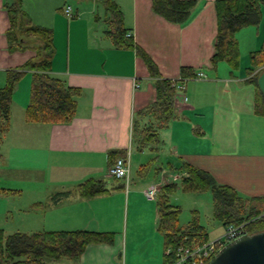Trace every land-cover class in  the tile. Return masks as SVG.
<instances>
[{
  "label": "crops",
  "instance_id": "obj_1",
  "mask_svg": "<svg viewBox=\"0 0 264 264\" xmlns=\"http://www.w3.org/2000/svg\"><path fill=\"white\" fill-rule=\"evenodd\" d=\"M11 1L0 0V87L6 70L33 57L32 47L39 44L33 39L25 50H8L6 5ZM68 1L22 0V6L34 24L53 31L51 70L67 85L80 88L75 114L66 124L27 121L32 72L26 71L14 88L9 126L0 138V186L32 191L26 208L27 202L14 203L19 217L16 225L28 232H114L112 243H88L78 258H69L73 264H164L157 202L145 214L146 247L153 241L156 244L153 258L148 250L141 257H133L128 247L134 242L127 244L116 229L96 226L107 220L113 198L128 204L131 195L137 193L130 189V174L128 182L108 175L112 152H124L130 168L133 120L137 111L156 99V77L149 73L137 48L150 56L162 77L181 78L182 67L189 68V75L180 81L182 90L175 88L177 115L161 129L158 151L138 150L134 144L135 150L142 154L149 149L158 154L164 149L175 164L188 162L245 197L264 196V114L255 111L257 89L248 80L258 68L252 72L248 67L246 74L242 70L243 57H250L264 43V0H259V22L235 33L238 65L220 60L215 67L209 59L217 34L218 0H195L183 22L170 21L155 12L153 0H113L122 12L123 27L132 43L128 47L116 46L108 33L104 0H75V10ZM65 7L71 8L70 15L64 12ZM222 64L228 66L229 74L219 75ZM237 69L238 74H234ZM199 72L204 77L197 76ZM157 162V167L164 165L159 154ZM103 174L113 181L101 178ZM87 179L103 180L109 191L82 197L77 186ZM150 184L142 179L141 190ZM127 222L128 210L125 232Z\"/></svg>",
  "mask_w": 264,
  "mask_h": 264
},
{
  "label": "trees",
  "instance_id": "obj_2",
  "mask_svg": "<svg viewBox=\"0 0 264 264\" xmlns=\"http://www.w3.org/2000/svg\"><path fill=\"white\" fill-rule=\"evenodd\" d=\"M105 11L109 18L108 33L118 47H128L132 43L126 36L123 27V15L113 0H104ZM195 0H153L155 12L166 19L183 22L187 19ZM9 27L6 30L7 47L10 52L28 48L30 40L39 44L32 47L35 55L16 68L5 72V80L0 87V138L8 129L12 94L21 76L28 70L32 72L29 102L25 108V119L29 122L51 124L69 123L76 111L77 97L80 88L69 86L51 70L52 57L55 52L53 31L49 27L34 24L22 6V0H12L6 5ZM217 34L214 52L210 64L215 67L218 61L228 60L232 66L238 65V47L235 39L237 30L244 26L256 25L261 18L259 0H218ZM137 53L143 58L151 76L156 77V99L137 111L132 124V140L138 150L149 148L158 151L161 143L160 131L166 128L170 120L177 114L175 109L174 82H180L189 75L187 67H182L181 78L162 77L150 56L142 49ZM251 71H258L249 77L256 89L255 111L264 114V94L259 90L257 79L264 70V43L250 54ZM192 74V73H190ZM124 152H112L111 164L115 159L125 158ZM156 164L151 158L140 166L144 173ZM165 167L186 175L180 176V184L184 191H211L213 215L224 226L229 223L245 224L247 233L264 230V196L245 197L230 185L219 183L215 178L200 168L182 161L174 164L165 163ZM160 167L155 165L156 176ZM177 187V182L160 188L156 194L158 208V229L164 237L163 257L167 264L174 256V250L180 243L190 240L203 242L208 239L204 225L195 218L186 224H180L178 215L180 208L169 200V194ZM103 180L87 179L78 184L77 192L82 197H92L108 192ZM114 232L93 229H43L35 231L6 232L0 227V264H49L48 259L61 257L78 258L90 242L112 243ZM170 247L171 251L165 253Z\"/></svg>",
  "mask_w": 264,
  "mask_h": 264
},
{
  "label": "rangeland",
  "instance_id": "obj_3",
  "mask_svg": "<svg viewBox=\"0 0 264 264\" xmlns=\"http://www.w3.org/2000/svg\"><path fill=\"white\" fill-rule=\"evenodd\" d=\"M74 1V2H73ZM69 5L73 10H75V0H69ZM73 13V11H72ZM67 20H71L72 18L68 17ZM76 18V17H75ZM223 66H220L222 68L219 69V75L229 74V70L227 69L228 66L226 64H222ZM240 65V62H239ZM252 64L250 62L249 55L243 57L242 61V70L243 74H246V69L248 67H251ZM226 67V68H225ZM234 74H238V69L233 72ZM132 152L134 154L133 161L130 163V176H131V190L136 191L137 193H133L130 197V202L127 204L126 202H120L121 200H116L117 198H113L114 202L112 203V208L109 210V214L107 215V220L103 221V224L96 225L98 227H105V229L113 230L116 229L121 232L122 238L126 237L127 244L129 242H134L130 247H128L129 250H131L130 254L133 255H141L145 254L148 250L150 253H153L155 246V241L151 242L150 245L146 244V236L148 234V228H147V211L151 208V205L156 206V195L153 199H148L145 195V190H141L142 187L140 186V183L142 182V179L149 180L150 185H155V182L158 191L160 188L166 184L177 182V187L169 194V200L173 204H177L180 208V212L178 215L179 223L180 224H186L189 220L195 218L197 221H199L200 224L204 225L207 233H208V239L212 240L217 238L219 235H221L224 232V225L217 220L213 215V202H212V195L211 191L209 189L200 191V192H193V191H184L180 184L181 177H177L180 173L177 171H172L169 168L165 167V163L168 161H171L175 164V161L170 160V156L167 155L168 152H165L164 149H161L159 154V159L162 162H164V165L162 164L160 166V171L158 175L156 176L155 173V165L156 167L160 165L159 162H157L153 167H150L147 169L144 173L137 172L140 164L146 163L148 160H150V157H157V153L150 152L149 149L144 150V153L137 152L135 150V145L133 144ZM137 162V164H136ZM142 162V163H141ZM164 171V172H163ZM104 173V172H102ZM109 175V174H108ZM110 176V175H109ZM182 176V175H181ZM144 177V178H143ZM101 178L111 179L113 181V178H109L106 176V174H103ZM2 180H5L3 178ZM124 181V180H123ZM149 185V186H150ZM143 191V194L141 192ZM32 191L28 190H17L14 187H1L0 186V227L3 228L6 232H12L15 230L20 231H26L24 230V226H17V222L19 220V217L17 216L18 211L16 209V205L14 203H25V208L30 204L28 202L29 195ZM139 192V193H138ZM244 196V195H243ZM145 199L152 200V202H146ZM128 210V225L125 232V217H126V211ZM106 216V215H103ZM146 217V218H145ZM145 219V220H144ZM145 224V225H144ZM136 235V237H135ZM195 241V240H192ZM139 245V246H138ZM122 246H124V243H122ZM138 246V247H135ZM123 252V247H122ZM155 256V253L151 254L150 257L153 258ZM134 257V256H133ZM141 257V256H140ZM139 257V258H140ZM47 262L49 264H73L69 258L67 257H61L59 259H48Z\"/></svg>",
  "mask_w": 264,
  "mask_h": 264
},
{
  "label": "built area",
  "instance_id": "obj_4",
  "mask_svg": "<svg viewBox=\"0 0 264 264\" xmlns=\"http://www.w3.org/2000/svg\"><path fill=\"white\" fill-rule=\"evenodd\" d=\"M70 7H65L64 12L70 15ZM197 76L204 77V74L199 72ZM174 88L182 90L184 85L180 82L173 83ZM186 100V98H185ZM129 165L125 158L119 157L109 166L108 173L110 176L123 179L128 182L129 179ZM164 172V171H163ZM181 175H186L182 173ZM180 174L177 177L181 176ZM158 192L157 185H150L145 190V195L148 199H153ZM224 232L215 239H207L203 242L192 241L186 243H180L174 250V256L167 264H206L218 250L227 242L233 240L239 235L247 233L245 224L240 223H229L224 226ZM171 251L170 247L165 249V253Z\"/></svg>",
  "mask_w": 264,
  "mask_h": 264
},
{
  "label": "water",
  "instance_id": "obj_5",
  "mask_svg": "<svg viewBox=\"0 0 264 264\" xmlns=\"http://www.w3.org/2000/svg\"><path fill=\"white\" fill-rule=\"evenodd\" d=\"M257 84L264 94V70ZM206 264H264V230L244 233L225 243Z\"/></svg>",
  "mask_w": 264,
  "mask_h": 264
}]
</instances>
